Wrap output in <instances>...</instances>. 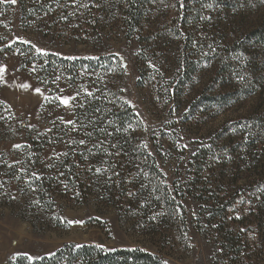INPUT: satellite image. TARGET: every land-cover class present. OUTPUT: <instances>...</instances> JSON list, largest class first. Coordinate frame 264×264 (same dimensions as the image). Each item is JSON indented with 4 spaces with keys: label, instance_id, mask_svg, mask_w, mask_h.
<instances>
[{
    "label": "rangeland",
    "instance_id": "374dc122",
    "mask_svg": "<svg viewBox=\"0 0 264 264\" xmlns=\"http://www.w3.org/2000/svg\"><path fill=\"white\" fill-rule=\"evenodd\" d=\"M149 2L146 31L142 35L128 39L124 37L122 29L115 28L103 33L101 39L81 43L68 37H46L42 32L27 30L21 22L18 0L15 4L0 0V65L7 66L4 73L6 83L0 82V101L3 102L0 103V264H10L19 256L30 258L52 255L71 242L103 245L108 249L141 246L162 255L169 264H214V239L203 234V207L192 196L183 200L188 215L184 236H176L171 232L165 238L152 241L149 236L134 229L119 209L109 203H101L94 198L81 203L59 199L56 207L48 212L37 209L34 200L24 189L25 182L22 184L19 176L9 178L14 165H19L21 169L25 167L22 165L28 133L36 130L43 132L50 127L48 118H52L55 109L48 106L50 102L44 97L73 96L93 88L91 85H82L81 90L80 85L73 86L64 71L58 70L54 77L55 87L51 91L50 83L45 78L44 63L32 62L38 54L36 47L46 49L47 54L60 53L59 56L65 58L97 59L111 55L121 58L119 66L109 72L108 77L115 81L119 96L145 122L151 136L142 137L147 146H150V150L158 149L163 146V137H167L165 146L171 143L173 147L184 151L180 160L170 158L158 167L166 182L178 185L185 181L191 156L199 149L211 145L210 142L219 136L225 124L234 125L227 138L230 146L224 151H218L221 142L225 141L221 138L220 141L216 140L212 148L217 150L216 154L220 157L215 158V170L208 169L206 173L210 171L209 174L219 177L218 172L223 171L219 162L225 160L223 166L227 165V172H222L220 176L229 184L230 189L239 188L249 181L264 179V141L259 140L260 132L237 125L246 116H254V109L264 111V50L258 52L257 69L250 72V76L243 74L248 77L247 80H241L242 75L237 72L230 79L228 75H219L216 81L220 83L221 79L223 86L216 91L210 87L214 69L213 61L208 59L213 56L210 49L231 36L239 39V43L242 42V36L248 34L264 16V0H244L228 13L214 2H209L203 12L195 0H182L183 7L181 0ZM194 14L201 17L200 21L191 22L188 18L183 34H193L198 38L197 42L194 41L195 46L190 47L194 49L193 54L198 55L195 62H202L200 58L204 57L203 53L208 54L206 59L209 62L206 65L198 64L195 73L191 75L184 74L182 66L178 64L182 43L174 36L176 26L173 24ZM17 37L30 42L24 43ZM33 68L36 70L33 71ZM83 75L88 77L92 74L83 72ZM178 82L177 89L175 85ZM241 82L248 85L246 96L234 93ZM20 84H29L31 87L24 89L19 87ZM35 88H40L43 95L36 93ZM205 89L221 92L220 96L232 95L224 104H200L193 107L198 102L196 98ZM71 103L73 106L70 109L63 105L57 107V119L64 123L73 121L75 101ZM17 144L22 147L16 148ZM246 146L251 149L246 151ZM228 150H233L234 154H227ZM62 151L61 146L48 147L43 152L42 160L48 161ZM37 212H40V216L35 214ZM164 224L162 226H168ZM247 264H264V256L261 261L248 260Z\"/></svg>",
    "mask_w": 264,
    "mask_h": 264
},
{
    "label": "trees",
    "instance_id": "16d2710c",
    "mask_svg": "<svg viewBox=\"0 0 264 264\" xmlns=\"http://www.w3.org/2000/svg\"><path fill=\"white\" fill-rule=\"evenodd\" d=\"M149 1L18 0V3L21 7V22L27 30L42 32L46 37L69 38L88 43L95 38H103V33L115 28L122 29L124 37L128 39L142 35L146 31ZM209 2H214L228 13L244 0H195V3L201 5V12ZM184 18L185 20H179L176 25L173 24L176 26L173 30L174 36L182 43L179 47L178 64L182 66L184 74L193 75L198 64L206 65L211 59L214 75L210 78V87L216 91L215 89L223 86L221 79L220 83L216 81L219 75H228L230 79L237 72L242 75L241 80L245 81L248 77L243 74L250 76V72L257 69L258 52L264 50V16L248 34L242 36L241 43L239 39L231 36L210 49L213 56L209 60L206 59L208 54L203 53L205 58L201 57L202 62L199 63L195 62L198 55L193 54L194 49L190 48L195 46L194 41L197 42L198 38L193 34L184 36L183 30L187 27L188 18L191 22H198L201 17L194 14ZM120 59L117 55L97 59H67L55 54L40 53L34 56L33 63L45 65V78L50 83L48 85L51 86V91L55 87L54 77L58 70L64 71L73 86L78 84L81 90L82 85H91L93 88L82 91L75 99L74 124L57 119V107L61 105L57 100H48V106L55 109L52 118H48L50 127L43 132L36 130L28 133L22 165L25 167L21 169L19 165H14L9 178L19 176L20 182H25L24 189L34 200L37 209L48 212L56 207L59 199L81 203L94 198L98 202L109 203L119 209L134 229L146 234L152 241L165 238L171 232L176 236H184L188 215L183 200L192 196L203 207V234L214 239V264H247L248 260L252 262L255 259L261 261L264 256V179L249 181L241 184L243 186L239 188L230 189L229 184L220 176L227 172V165L223 166L225 160L219 162V167L222 166L223 170L218 172L219 177L209 174L215 170V158L220 157L212 147L221 138L225 142H221L222 146L218 151L228 148L230 143L227 138L234 125L225 124L219 136L210 142L211 145L199 149L191 156L185 181L178 185L166 182L158 167L170 158L180 160L184 151L173 147L171 143L170 146H165L167 137H163V146L158 149L144 147L147 142L142 137L151 138L145 122L119 96L115 81L108 77L109 72L119 66ZM83 72L94 76H82ZM179 82L175 85L177 89ZM247 86L241 82L234 93L246 96ZM88 92L92 95L89 96ZM220 94L221 92L205 89L196 98L198 102L193 107L200 104H224L232 95ZM260 111L254 109V116H246L237 125L259 131V140L264 141V111ZM81 140L84 143H79ZM255 141L259 142H253ZM51 146H61L63 151L48 161L42 160L43 152ZM245 149L249 151L251 148L246 146ZM226 153L234 154L233 150ZM175 156L177 158H173ZM237 165L239 166V162ZM208 169L210 171L206 173ZM35 214L40 216V212ZM163 224L168 225L166 227L170 230L162 226ZM165 262L162 255L141 246L108 249L105 246L98 247L97 244L71 242L63 245L54 254L43 256V259L33 260L27 256H19L10 264Z\"/></svg>",
    "mask_w": 264,
    "mask_h": 264
},
{
    "label": "snow or ice",
    "instance_id": "6c2138e0",
    "mask_svg": "<svg viewBox=\"0 0 264 264\" xmlns=\"http://www.w3.org/2000/svg\"><path fill=\"white\" fill-rule=\"evenodd\" d=\"M2 2H5V3H12V4H15L17 2V0H2ZM181 7H183V3H182V0H181ZM209 7H211V5H209ZM18 40H22L21 37H17ZM22 42L24 43H29L30 41H23ZM33 47H36L35 45H33ZM36 51L37 53H40L41 55H47V50L46 49H43V48H39V47H36ZM55 55H60V53H54ZM67 59H76V57H67ZM6 68L7 66L6 65H0V82H4L6 83V81L4 80V73L6 72ZM36 69L33 68V71H35ZM57 79H59V77H57ZM19 87L21 88H24V89H28L31 87V85L29 84H20ZM34 91L40 95H43V92L40 88H35ZM85 91H87L85 89ZM80 95L79 92L76 93V95H73V96H68V95H65V96H61V95H56L55 97H47L45 96L44 99L45 100H57L59 101L60 105H63L65 106L66 108H71L73 105H72V101H75L76 99V96ZM88 95L91 96L92 93L91 92H88ZM0 103H3L2 101H0ZM67 123L69 124H74L75 122L72 121V120H69L67 121ZM79 143H84L83 140L79 141ZM16 148H21L22 145H15ZM144 147H147V144L144 145ZM184 147H187V145H184ZM99 171V169L97 170ZM33 176L36 177V174L33 173ZM37 179H39V177H36ZM69 223H81V221H69ZM77 247H82V245H77ZM98 247H101L103 248L104 246L103 245H98ZM30 259H43V257H30ZM166 264V262H165Z\"/></svg>",
    "mask_w": 264,
    "mask_h": 264
}]
</instances>
